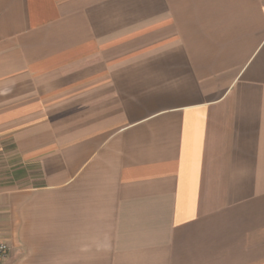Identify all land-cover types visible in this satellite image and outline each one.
<instances>
[{
    "label": "crops",
    "instance_id": "1",
    "mask_svg": "<svg viewBox=\"0 0 264 264\" xmlns=\"http://www.w3.org/2000/svg\"><path fill=\"white\" fill-rule=\"evenodd\" d=\"M0 264H264V0H0Z\"/></svg>",
    "mask_w": 264,
    "mask_h": 264
},
{
    "label": "built area",
    "instance_id": "2",
    "mask_svg": "<svg viewBox=\"0 0 264 264\" xmlns=\"http://www.w3.org/2000/svg\"><path fill=\"white\" fill-rule=\"evenodd\" d=\"M9 253V246L6 242L0 240V260L7 257Z\"/></svg>",
    "mask_w": 264,
    "mask_h": 264
}]
</instances>
